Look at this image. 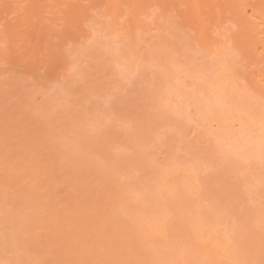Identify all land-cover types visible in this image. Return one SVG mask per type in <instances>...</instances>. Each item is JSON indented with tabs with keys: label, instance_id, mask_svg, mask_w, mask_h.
<instances>
[{
	"label": "rangeland",
	"instance_id": "1",
	"mask_svg": "<svg viewBox=\"0 0 264 264\" xmlns=\"http://www.w3.org/2000/svg\"><path fill=\"white\" fill-rule=\"evenodd\" d=\"M159 14L160 13L158 11L157 12L155 11L152 14L155 16H153V17L151 16L152 18L147 17L148 19L146 18L143 20V26L146 25L143 28L144 29L147 27H150V28H149V30L145 29V30H147L145 33L142 32V30H143L142 29L140 31V33L138 34L139 35L138 37L141 36L138 40V43L141 44V45H139L140 48L138 51L135 50L136 45L134 43L132 44V42H128L127 40H126L127 42H125V40H123V41L120 40V42H119V41L115 40V38L111 35H110L111 37L110 36L107 37L106 35H109L110 33L107 32V34H106V32H105L106 29L103 26L104 24L100 23V26L103 27V29H105V30H102L101 28L98 29V27L96 26L97 22L96 23L92 22L93 20L96 21L95 20L96 18L90 19L91 23L93 25L92 29H94L93 27H96V29L98 30V33H97V30L95 29L96 30L95 33H97L96 34L97 37H99L101 32H103V33L105 32L104 36L101 34L102 37H99V38H101L100 40L103 41L102 44H104V47H100V46H102L101 41L97 42V40H99V38L97 39L95 35H94V37L89 38L90 40L87 39V41H84V38H82L83 40H81V38H80L79 39L80 42L78 41V43L75 42L73 44L72 42H69V44H71V47L69 44H65V45H63V47L60 46L61 48L57 47V50L60 49V50H58V52L60 51L59 54L62 55V56L59 55V57L60 58L65 57V59H66L65 61H67L66 66L69 67V69H71V71L70 70H69V72L67 71L68 74H67V72L60 74L58 72L59 69L53 67L51 70L57 69V72L55 70H53V71L50 70L49 72H51L52 75H51V73L48 72V73H46L47 77L44 74H42V80L46 79V80H44V82L49 81L48 84L46 82V84L48 86V88H46V89H49L48 90L49 93H46L47 92L46 91L45 92L46 95L44 94V97L41 95L42 91H41V93H39L40 91L39 92L38 91L33 92L30 89H27V87H25V85H23L22 87H20V85L17 87L14 86L13 87L14 90L12 89V87L9 88L10 87L9 84L13 83V85H14V82L9 81L11 79L7 78L8 80H6V81L8 82V85L6 84L7 82L4 79H3L4 82H2V80H0V85H1V83L3 84L0 87L5 88L4 89L5 92L4 91L3 92L5 93V96H6V97L3 96L6 99L2 97L3 102L1 100L0 105L7 108V109L6 108L5 109H6V111L8 110V112H9V115H10L9 118H11V116H13V115L15 117L17 114V116H19V118L18 117H16V118H18L21 121V122H19L15 119L13 122H12L13 119L6 120L8 118L5 119L4 117H6L8 112L7 113H6V111L4 112L5 109H2V107H0V110H1L0 111V118L2 121L3 120L7 121L6 124L8 126V129L6 128V133L9 132L8 139L9 140L11 139L10 140L11 142L7 139V141L10 142V145H9V142H7L5 147L7 146L8 149L12 148V150H13L14 148L11 146L12 144L13 145L17 144V143L20 144L21 141L23 140V138H24V140H26L27 137L29 136L27 134L22 135L23 133L30 134V132H35L36 134H34V133H33V135H32V133L30 134V138L31 137L33 138L35 135L34 138L36 141H37V139H41L42 141H44L45 139L48 138L49 142L47 139V140H45V142H44L45 144H44L43 142L41 143V140H38L40 142L37 141V144L35 143V145H37L39 147H36L33 144L34 138H33V140L28 138L29 139L28 143L35 146V147H33L30 145V147L32 149L38 148V149H36V151H38V152H36V154L37 155L39 154L38 156L40 157V159L42 161L45 160L44 158L48 157V158H46L47 161L46 160L45 161L49 163V161H51L54 158L55 164L52 163L53 160L50 163H52L54 168L56 167V164L58 165L57 166L58 168L61 167L60 168L61 171L59 169L60 173L58 174L59 171L57 170V167L55 169H53V166L49 165L50 163L47 164L45 161L44 162L40 161V159H38V156H36V154H35V158L37 157L39 162L35 161L36 159H34L32 157H28V156H30L29 151H23V152L29 153L28 155L25 154L26 155L25 156V155H23L24 153L23 154L21 153L19 155L20 152L19 153L16 152V153H18L16 155L14 152V150L18 151L16 149H14L13 151L11 150L12 152H14L16 159H17V162H19V163H20V161L22 162V163H20V164H23L22 169L26 168V170L28 171V169H29V171L27 172L26 170L23 169L24 171H26V173L22 172V174L23 173L26 174V175L23 174V176H22L23 178L21 177V180H23V181H25V179H26V181L23 183L21 180L17 181V179L19 180L20 177L19 178L15 177L16 178V179L14 178L16 180L15 181L13 179V177H11V176H9V177L3 176L2 177L0 175V177H2V178H0L1 179L0 187H2L3 191L5 192V193L1 192V194L4 193V194H2L3 196H5L6 194H8V195L10 194L9 197H7V198L8 199L13 198V200L12 199L9 200L12 202L11 203L12 205L15 204L16 206H18L19 205L18 203H20V202L22 203L23 201H24V204H26V205H19L20 208H19V206L16 207L15 205L11 206V204H5V202L9 203V201L6 197H5V199H3L4 197H1L3 200L0 198L2 200V201L0 200V202H1V204H0V207H1L0 208V213H1L0 214V234H2V235H0V264H37V262H40L38 264H42V262H43V264H46V263L51 264V262H53L52 264H83V263L86 264V262H88V264H100V263L101 264H148V263L149 264H158V263H160V264L161 263L162 264H172L171 261L172 262L174 261L173 264H180V263H182V264H216V263L217 264H264V184H263L264 183V171H263L264 170L263 169L264 163L261 162V164L259 163L260 165L258 163L257 164L254 163V165H253L252 163H245V162L240 161V160L237 161V159H234V157L233 158L231 157L232 155L229 156L228 154L221 152L216 147L215 139H213V137L209 135L208 129L204 125V122L202 124L201 123L202 121H199V124H197V121L195 119L196 117H195V115H193L194 111L192 112V110H189V109H183L182 108L183 109L182 110V109H178V107L176 108L177 105H182L184 103V101L186 100V98L188 101L189 100L188 97H192V98L194 97L195 98V96L194 95L192 96L193 92H191V93L189 92L188 86H187L188 88L186 87L188 90L184 88L185 91L184 90L179 91L180 97H178L177 94L172 93L171 90H170L171 93H169L168 91H169V89H171L170 87H172V86L169 84L170 80H167V79H171L170 77L168 78V76H170L171 74H170V71L166 75L164 74L165 71L161 72V74H160V72H158V71L162 69L161 68L162 65H164V64L166 65V66L164 65L162 70H165L167 68L170 69L173 65L175 70L179 71L181 74L176 72L173 69L174 73H178V75L183 74L182 77H184V75H186L187 73L192 74L193 71L195 73V72L201 71V69L203 72L205 68H206L205 70H208L211 68L214 69L215 67L218 68L220 66L219 65L220 62H217L218 64L216 63V60H214L215 61L214 62L213 59H211V55L209 53H207L208 51L206 50V48H202V45L200 47V43L196 39V37L193 36L194 35L193 32H191L190 30H184V29H182V27L179 26L180 25V23L178 22L179 20H178L176 15L175 16L173 15L174 13L173 14H171V13L167 14L166 19L164 18L165 15L163 16L162 14H160V16H159ZM160 17H162L163 19H161ZM176 18L178 21H176ZM150 19H153V20H150ZM145 20L148 21V24H147V21L145 23ZM149 20H150V23L152 25L149 23ZM157 21H159V22H157ZM160 21H162L161 22L162 24H160ZM155 22H156V24H154ZM87 23H89V21ZM144 23H145V25H144ZM157 23L160 26H158ZM98 24H99V21H98ZM90 25L91 24L89 23V26ZM156 26L160 27V29H158V27H156ZM151 27L154 29L150 30ZM215 30H216V28H215ZM151 31H153V32H151ZM217 31L218 30H216V32ZM160 33H162V34H160ZM149 35H150V37H149ZM155 35H156V38H155ZM142 36L143 37L145 36V38L142 39L143 38ZM158 36L159 37L161 36V37L159 38ZM112 37H113V40H112L113 42H111V39H110ZM106 39L109 41L107 42ZM104 41L106 43H104ZM83 42H85V43H83ZM93 42H94V44H92ZM115 42L120 43V45H118V46H120L119 48H121V53L119 52L120 50L118 48H116L118 43H115ZM142 42H143V44H142ZM75 44H77V46H75ZM84 44H86V45L83 46ZM90 44H92V45L90 46ZM112 44L114 46H112ZM129 44H131L133 46H131ZM73 45H74V47H72ZM108 45H109V48H108ZM64 46H66L67 49ZM105 46H107V47H105ZM76 47H78V48H76ZM112 47H114V48L112 49ZM72 48H73V50H71ZM115 48H116V50H114ZM149 48H150V50H149ZM69 49H70V51H69ZM76 49H78V50H76ZM136 49H138V48H136ZM228 49H226L229 51L228 54L225 51L226 57L223 55L225 57L224 58L225 60L223 58H222V60L221 59H218V60H220L221 62L224 61L223 64L222 63L221 64L223 66L225 65L226 67H228V66L231 67L232 65L239 63V72H238V73H240V74H238L239 77L236 76V77H232V78H234V80H236V79L239 80V81L237 80L238 83H237V81L234 82V85L236 84L235 86H239L240 88L243 87V91H242V90L238 89L239 87L236 88L234 86L240 92L237 94L235 93V95L233 94V97H232L233 99L231 98L230 101L234 102V104H236L238 106H241L244 103L243 105H246L248 107H249L248 103L250 102V105L253 104V106H250L251 111L255 114L258 113L257 115H260V112H261V102L260 101H261V96H264V92H263L264 88L259 87V90H257L256 86H253L250 83H248V81H246L247 73L245 72L246 70L244 69L245 68L244 62L246 61V59H242L243 57H240V55H239L240 53H238L239 50H237L236 48L230 49L228 47ZM235 49L237 51H234ZM79 50H82V52H80V53H82V56H80V53H78ZM71 51H72V54H71ZM64 52L67 55H65ZM131 52H133V53H131ZM137 52H139L138 54H140V56L137 54ZM68 54L70 56H68ZM76 54H77V56H75ZM116 55H117V59H119V61L116 60ZM136 55L139 56V58L133 57ZM149 55H151V56L148 57ZM72 58H73V60H71V61H74L75 63H73V62L70 63L71 61H69V60ZM78 58L81 60L79 61ZM90 58H91V61L89 60ZM121 58H122V60H121ZM127 58L130 60L129 62H132V61L133 62L129 63ZM144 58L146 61L144 60ZM123 59H124V61H123ZM138 59H140L141 61ZM84 60L86 61V63H89V64L87 65ZM87 60H89V61L87 62ZM242 60H243V62H241ZM76 61H78L80 63V65L84 66V68H86V70L83 67H81L78 63H76ZM116 61H117V64H115ZM142 61H145V63L144 62L142 63ZM82 62L84 64H86L87 66L85 67V65ZM118 62L119 63L122 62V63H120L121 66L119 65ZM138 62H139L140 66L138 65ZM90 63H92V64H90ZM170 63H171V65L168 66V64H170ZM176 63H177V65H176ZM69 64H70V66H69ZM71 64H75L76 66L71 65ZM157 64L161 65V67H158ZM111 65H113V67ZM116 65H118V66H116ZM88 66H90V67H88ZM212 66H215V67H212ZM87 67H88V69H87ZM118 67L119 68L122 67V68L119 69ZM126 67H128L129 69ZM181 67H183L184 69ZM151 68L153 70H151ZM156 68H157V70H154ZM172 68L170 70H172ZM111 69L113 70L114 73L112 72ZM114 69H116L118 71H116ZM119 71H120V74H119ZM210 71H212V70H210ZM93 72H94V74H93ZM213 72H215V71L213 70ZM58 73L60 75H58ZM171 73H172V71H171ZM205 73H206V71H205ZM208 73L209 72H207V74ZM48 75H50V76H48ZM67 75L69 76V78ZM163 75L166 76L167 79L165 77H164L165 80L163 78H161V77H163ZM40 76H41V74H40ZM44 76H45V78H44ZM70 76H72V78ZM49 77H51V78H49ZM209 77H207V78H209ZM212 77H213V75L210 77V79ZM56 78H57V80H56ZM54 80H56V81H54ZM64 80H65V82H64ZM168 81H169V83H168ZM54 82H56V83H54ZM62 82H64V83H62ZM163 82L168 83V84L167 83L165 84L166 89L164 88L165 85ZM188 82L191 83V81H188ZM244 82H245V84H244ZM20 83H24V81L23 82L20 81ZM242 83H243V85H242ZM53 84L55 86L54 88H52ZM4 85L6 87H4ZM7 86H9L8 88L10 91L12 90L15 92V95L17 94L16 93L17 91H19V93H20V91L24 92V94L26 92H28L27 94H25L26 96H24V94H22V95L20 94L21 96L19 94H17L19 96V98L24 97V99L21 98L20 100H17L20 102L19 104H22V105L18 104L20 107L24 106V108L21 107L23 111L16 104L17 101L13 98L15 95H13V97H9V99L13 98L12 100L13 101L15 100L14 102L12 101V103H11V100L8 99L10 102L7 100V97L12 95L11 94L12 91L10 92L8 90ZM250 87H251V89H250ZM3 88L0 89V91H1L0 93H2V94H0V98L3 95V92H2ZM15 88L17 89V91L15 90ZM21 88L24 91H22ZM244 88H245V90H244ZM247 88H249V89H247ZM25 89H26V91H25ZM51 89H52V91H51ZM261 89H263V91ZM6 90H8L11 95L7 96ZM27 90H29V91H27ZM57 90H58V92H57ZM190 90H191V88H190ZM247 90L250 91L251 93H249ZM173 92H175V91H173ZM261 92H262V94H261ZM160 93L162 94L163 98H162ZM155 94H157V95H155ZM170 94L177 95L176 96L177 98H175L174 96H172ZM252 94L254 97L252 96ZM169 95L171 96V98ZM151 96H152V98H151ZM181 96H182V98H181ZM250 96H251V98H250ZM256 96H257V98H256ZM36 97H38V98H36ZM34 98L36 99V102H35ZM157 98L160 101L161 100H164V101H161V102L159 101L160 102L159 103ZM167 98H169V100ZM179 99L182 102H180ZM4 102L5 103L9 102V104L7 103L8 105H6ZM32 102H34V103H32ZM168 102H169V104H168ZM173 102H175V103H173ZM13 103H15L17 105V107L15 106L13 108V106H14ZM164 103H165V105H164ZM2 104H4V105H2ZM31 104H33V105H31ZM36 104H39V105L42 104L43 105V106L41 105L42 108L44 107V105H45V107L47 105L48 106L46 108L44 107L43 108L44 111H43L42 108L39 107L40 108L39 109L38 108L39 105L37 106ZM158 104L160 107H158ZM160 104H162V105H160ZM171 105H173V106H171ZM8 106H10V108ZM34 106H37V108ZM52 106H54V107H52ZM167 106H169V107H167ZM15 108H17V110L20 109V111H22V114L26 112L25 113L26 117L24 116L25 114L22 115V114H20L21 112L18 113ZM52 108H53V111H51ZM161 108H162V110H161ZM252 108H253V110H252ZM24 109H26V110L24 111ZM173 109H175V110H173ZM29 110H31V113L29 112ZM39 110L42 112H39ZM48 110H50V111H48ZM10 112H12V115ZM46 112L48 114L53 113L52 114L53 117L50 114H49L50 116L48 114H45ZM160 112H162V113H160ZM179 112H180V114H181V112H183L182 115L178 114ZM1 113H2V115H1ZM62 114H63V117H62ZM64 114H66V115H64ZM21 115L24 116V118H22ZM2 116H4V117H2ZM42 116L45 118H43ZM47 116L49 117V120H47V118H46ZM7 117H8V115H7ZM20 117L22 120H24V119H26V120H24V122H23L20 119ZM50 117L52 118L51 120H50ZM37 118L39 120L41 118V121H43V122L46 121L48 123H46V122L40 123L41 121H38ZM66 118H67V120H66ZM33 120L35 122H33ZM15 121H17V122H15ZM27 121H29L31 123L33 122L32 125H35V123L38 122L40 125L42 124L43 126H39L37 124L35 126L37 128V130H36V128H32L34 126H30L31 123L29 125L28 124L29 122H27ZM65 123H66V125H65ZM47 124H48V127H45ZM194 124L196 126H194ZM10 126L14 131L16 129V132L20 133V135L17 134L16 132L15 133L17 135H15L14 132L12 134H10L13 131V130H10L11 129ZM12 126H14L15 129ZM37 126L42 127V128L39 129ZM194 127H196L197 129H195ZM19 128H21V129L24 128V131H27V130L28 131L27 132H24V131L21 132V129H19ZM57 128L60 129V130L58 129V132L56 130ZM17 129H19V131H17ZM46 129H48V130H46ZM51 129L54 133L55 132L56 133L54 134L53 132H51ZM91 129H93V130H91ZM95 129H96V131H95ZM60 131H61V133H60ZM68 132H69V134H68ZM42 133L47 138L45 136H44L45 137L44 138ZM78 133H80V135ZM13 134H14V137L12 138L11 136ZM91 134H94L95 136L91 135ZM39 135H41L40 138H38ZM50 135H51V137H50ZM53 135H55V136H53ZM59 135H60V137H59ZM71 135H72V137H70ZM17 136L19 138L20 137H22V138L18 139ZM73 136H75V139ZM16 138L20 142H18V140ZM65 138L66 139L68 138L69 140H66ZM12 139L15 140V142H13ZM58 139H59V141H58ZM76 139H78V140L76 141ZM30 140L32 143L30 142ZM65 140L67 141L66 143L64 142ZM68 141L69 142L73 141L72 146L70 144L71 142L68 143ZM24 142L21 144H23V146L28 145L27 147H29V144H24ZM114 142H116V143H114ZM25 143H27V142H25ZM54 143H55V145H53ZM59 143H61V144H59ZM38 144H41V145H38ZM56 145H58L59 147L58 146L57 147H51V146H56ZM117 145H119V146L117 147ZM20 146H22V145H20ZM64 146H65V148H64ZM5 147H4V151L5 150L7 151L8 149ZM16 147H19V145L18 146L15 145V148ZM22 147L18 148L19 151H20V149H22ZM30 147H29V149L31 151ZM1 148H2V146H1ZM46 148L48 149V151H50V150L53 151V152H51L53 157L49 156V154H51V153L45 151V150H47ZM56 148L59 149V150L57 149L59 151L58 154H56L58 152L55 150ZM24 149L27 150L26 147ZM53 149L55 150L56 153H54ZM85 149H86V152H85ZM115 149H116V151H115ZM40 150L45 151L46 154H45V152H41ZM62 150H64V151H62ZM69 150H71V151H69ZM4 151L2 153H4ZM9 152H10V150H8L6 152V154L5 153L4 154L7 155V153H8V155H9ZM34 153H35V151L33 153L31 152V155L33 156ZM115 153H117L119 156L116 155ZM14 154L12 157H15ZM54 154H55V157H54ZM146 154H147V156H146ZM10 155H11V152H10ZM46 155H48V156H46ZM23 156H25V158ZM60 156H62L61 159H60ZM93 156H95V157H93ZM228 156L230 159L228 158ZM22 157L25 160L22 159ZM57 157L59 159H57ZM20 158H21V160H20ZM27 158H29V159H27ZM55 158L57 159V161ZM62 158H63L64 163H62V161L59 162L60 160H62ZM13 159H15V158H13ZM26 159L29 161L26 162ZM32 159H34V160H32ZM30 161L33 162L34 164L36 162V164H39V165L41 164V162H42V164L43 163L47 164V170L49 168L50 169L52 168L53 170L51 169V171L56 172L55 174L53 172H51L52 173L51 175H53L54 178H50L47 175V173L50 175L49 170H48V172H47V170H43L46 168V165H45V167L44 166L42 167V170L44 171V173H46V174H44L42 170H41L42 172L39 171V168L41 167L42 164L40 165V167L38 165H36L37 170H36V168L34 170V168H33L34 164H32V163L28 164V163H30ZM23 162L25 164L26 163L28 164L27 167H25L26 165H24ZM56 162H58V163H56ZM95 162H97V163L95 164ZM31 165H33V167H31ZM64 165L65 166L67 165V166L65 167ZM95 165H97V166H95ZM48 166H51V167H48ZM87 166H88V168H87ZM261 167H263V168L261 169ZM30 169L33 172V174H32L33 177H34V174L38 173L39 176H38L37 180H35L36 178L32 177ZM36 171H38V172H36ZM76 171H77V173H76ZM71 172L75 173V174H71ZM178 172H179V174H178ZM27 173H28V175H27ZM41 173H43L44 175H41ZM64 173H65L66 177L64 176ZM24 175L27 176L28 178L31 176L30 178L34 179L33 180L34 184L37 181L36 184H38V185H39V183H42L41 179L44 178V180L42 179L43 183L40 184V188L42 185L41 191H40V189L38 190L39 186H36L37 188L36 187L34 188V186L36 184L35 185L31 184L30 186L33 185V187L29 188V190L32 193V196H31L30 191L26 190L28 185H25L28 183L27 181H29V180ZM45 175H46V177H45ZM57 175H61L62 177L60 176V178L58 179L59 176H57ZM127 175L129 177H127ZM41 176H43V177H41ZM72 176H73V178L71 179ZM35 177H37V175H35ZM68 177H70V178H68ZM45 178L47 180H45ZM55 178H57V179L54 181V185H53L51 182H52V179L54 180ZM92 178H94V179H92ZM2 179H3V181H2ZM10 179H11V181H10ZM32 179H30V181H32ZM60 179H61V181H60ZM68 179H71V180L69 181ZM75 179L77 182L75 181ZM149 179H151V180H149ZM261 179H263V180H261ZM259 180H261V181H259ZM46 181H48L47 184L49 183V185L50 184L51 185L49 186V185L45 184ZM154 181H156V182H154ZM15 182H21V184L15 183ZM64 182H66V183L64 184ZM74 182H76L77 184ZM29 183H32V182H29ZM56 183H57V185H55ZM3 184L6 185L7 188H5V186ZM16 184H18V186ZM71 184L72 185L74 184V185L72 186ZM128 184L130 187L128 186ZM11 185H13V186H11ZM82 185H83V187H82ZM8 186H11L12 188L9 187L10 188L9 189ZM63 186H65L67 188H64ZM53 187H54V189H53ZM43 188H46V190H44ZM22 189H24V191ZM42 190H44L45 193H42L43 192ZM62 190H64V191L66 190V191L62 192ZM14 191L16 192V194ZM25 191L27 193H29V195H26L27 193ZM77 191H78V194H77ZM159 191H160V193L162 192V194H159L160 198L158 196ZM10 192L12 194L16 195L17 197L14 198ZM20 192L22 195L20 194ZM23 192L26 193L25 197H24L26 200L25 199L23 200ZM36 192L37 193L40 192L41 195L36 194ZM17 193L20 194L21 196L18 195ZM74 193H76V194H74ZM172 193H173V195H172ZM46 194L49 196L48 201H47V195ZM66 194H67V196H66ZM2 195H0V196H2ZM36 195H37V197H36ZM43 195H45V196H43ZM78 195H79V198H78ZM138 195H140V196H138ZM69 196L72 197V200H70ZM32 197L34 199H32ZM144 197H145V200H144ZM156 197H158V199ZM27 199H32L34 201L32 202L31 200H29V202H28ZM39 199L43 200L44 202L39 200ZM74 199L77 201H74ZM45 200L47 201L45 204L46 207H44V205H43L45 203ZM25 201H26V203H25ZM50 201L52 203L53 202L54 203L50 204L51 203ZM16 202H17V204H16ZM30 202H32V203L30 204ZM59 202L62 205H60ZM73 202L76 203L75 204L76 206L74 204L71 205ZM132 202H134V203H132ZM146 202H148V203H146ZM3 203L5 205H7V207L9 205L11 207H15V209H14L15 212L13 213V210H11L10 206L8 207L9 210L8 209L5 210L6 206L4 205L5 206V208H4ZM37 203H39V204H37ZM27 204H30V208L26 207ZM47 204L49 206H47ZM147 204H148V206H147ZM31 205H32V207H34V211L32 210L33 208H31ZM38 205H39V207H38ZM55 205H56V207H55ZM80 206H81V208H80ZM149 206H150V208H149ZM21 207H23V208L26 207L23 210V212H21L23 209ZM53 207L58 208V209H56L57 211L55 209H53ZM62 207L63 208L65 207V209L67 211L71 210L70 214H69V212H67ZM46 208H48V209H46ZM28 209H31V210L29 211ZM45 209L47 210V212ZM51 209H52L53 213H52V211H50ZM134 209H135V211H134ZM2 210H4V212H6V214L8 212V214H7L8 216L3 214L4 212ZM75 210H77V211H75ZM126 210H128V211H126ZM10 211H12V212H10ZM17 211L21 212V213H19L20 217L18 216L19 214ZM25 211H27L28 213L26 214ZM38 211H41L42 213H40V212L38 213ZM29 212H31L29 217L25 216V215H21L23 213L28 215ZM32 212H33V215H32ZM74 212H75V214H74ZM81 212L83 215L81 214ZM15 213H17V214H15ZM34 213H36V214H34ZM37 213H38L39 217H37ZM47 213H49V214H47ZM57 213H59V214L57 215ZM62 213H64V215L68 214L67 217H69V218L66 219V217ZM60 215L64 216L63 219L64 218L66 219V220L64 219V221H63L64 227L66 224H68L67 228H69V226H70V229H67L66 227L65 228L62 227V228H64V230H61L62 228L60 225L62 223L61 220H63V219L61 218ZM40 216L42 217V219ZM48 216L50 217V219ZM53 216L58 217L55 219L56 222L55 223L53 222L54 225L58 224V221H61V223L59 222V225H56L57 229L55 230L56 231L55 233H54V230L52 231V227L55 228V226H53V223H52L53 219L55 218ZM72 216H74V217H72ZM21 217H23V218H21ZM24 217H26L25 218L26 221L29 219L28 223H30L32 221V219L34 222L35 217H36L37 220H35V222L38 225H36L35 222L34 223L31 222L32 224L28 225V223L26 221H23ZM27 217H28V219H27ZM51 218H52V221H51ZM59 218H60V220H59ZM134 218L138 219V220H134ZM20 219H22V220L20 221ZM38 219H40L41 222ZM68 219H69L68 223L67 222L65 223V221H67ZM82 219H83V221H81ZM139 220H140L141 224L138 222ZM22 221L25 222V224L27 223L26 226L24 225V223ZM45 221H46V223H45ZM48 221L49 222L51 221V224L50 223L47 224ZM149 221H151V222H149ZM21 222L23 223V226H22ZM42 222L45 223L47 226L46 225L44 226V224ZM88 222H89V224H88ZM256 222H258V223H256ZM96 223H98V224H96ZM99 223H100V225H99ZM149 224H151V227L149 226ZM215 224H217V225H215ZM15 225H18V226H15ZM32 225H35L34 227L37 230H35V228L31 229L33 227ZM41 225L44 226L46 230L47 229L48 230L45 231L44 227H41ZM48 225H50L49 228H48ZM92 225H94V226H92ZM206 225H207V227L209 225V227L207 228ZM27 226H28V228H27ZM62 226H63V224H62ZM98 226H100V228ZM115 226H117V227H115ZM147 226H149L150 228ZM187 226H189V227H187ZM201 226H202V228H201ZM138 227H140L139 229H141L140 230L141 232L139 231ZM153 227H155L156 230ZM204 227L206 230L204 229ZM212 227L213 228L217 227V228H219V229L221 228V229L219 231V229L215 228V231H214ZM225 227H227V228L224 229ZM24 229H26V230H24ZM30 229L33 232L30 231ZM49 229L55 235L52 234L49 236V234L52 233L51 231H49ZM59 229H60V231H59ZM38 230H40V231L38 232ZM209 230H210L211 235L209 233ZM211 230L213 232L217 231L216 232L217 234L211 232ZM20 231H21V234H19ZM95 231H97V233ZM119 231H120V234H119ZM218 231H219V234H218ZM46 232H47V234H46ZM57 232H60V234ZM3 233L5 234L4 235L5 237L3 236ZM32 233H35V234H32ZM205 233H207V235ZM16 234L17 235L19 234L18 236L22 237L23 242L21 240V237H16L17 236ZM199 234H200V237H199ZM137 235L139 237H137ZM212 235H214V236H212ZM28 236H29V238H28ZM32 236H34V239H32L33 238ZM114 236H115V238H114ZM152 236H153V238H152ZM1 237H2V239H1ZM148 237H150V238H148ZM16 239H18L20 242ZM55 239H57L58 241H56ZM212 239L215 240L216 243L213 244V242H215V241H213ZM29 240H30V242L31 241L32 242L30 243ZM104 240H106V241H104ZM73 241H75V242H73ZM87 241H89V242H87ZM90 241H92V242H90ZM34 243L35 244L37 243L38 245L37 244L34 245ZM92 243H93V245H92ZM219 243L221 244V246H218ZM65 244H66V246H65ZM150 244H153L156 247L157 251H154L155 247L153 245H150ZM51 245H53V246H51ZM62 246H64V248H66V249H62ZM126 246L128 248L129 247L130 248L128 249ZM145 246H147V247H145ZM78 247H80L81 249ZM217 247H220L221 249L219 250ZM37 249H39V250H37ZM67 249H68V251H67ZM223 249H224V251L226 250L225 251L226 253L224 251L222 252ZM62 250L63 251L66 250V251L64 253H60V252H62ZM125 250H126V252H125ZM213 250L215 251V253ZM20 251H21V253H19ZM25 251L29 252L28 257H27V253ZM106 251H107V253H106ZM24 252L26 254V257L24 256L25 258L23 257ZM50 253H51V255H49ZM59 253L63 256H61V255L59 256ZM161 253H163V254H161ZM189 253H190V255H189ZM216 253L217 254L220 253V254L216 255ZM30 254L32 255V259H30L31 258ZM82 254H83V256H81ZM166 254H167V256H166ZM209 254H211V255H209ZM36 255H37L38 259L36 258ZM70 255H72V257ZM215 255L217 257H215ZM57 256H59V257H57ZM221 256L224 258L222 259ZM33 257L35 259H33ZM181 257H182V259H181ZM72 258H74V259H72ZM26 259H27V261H26ZM93 259H94V261H93ZM96 259H98V260H96ZM32 260H34V261H32ZM127 260H128V262H127ZM145 261H147V263ZM220 262H222V263H220Z\"/></svg>",
	"mask_w": 264,
	"mask_h": 264
},
{
	"label": "bare ground",
	"instance_id": "2",
	"mask_svg": "<svg viewBox=\"0 0 264 264\" xmlns=\"http://www.w3.org/2000/svg\"><path fill=\"white\" fill-rule=\"evenodd\" d=\"M159 12L160 14H162L163 16L165 15V19H166V15L167 14H169V13H171V14H173L174 16L176 15L177 16V18H178V20H177V18H176V21H178L179 23H180V27H182V29H184V30H190L191 32H193L194 33V37H196V39L199 41V43H200V47H201V45H202V48H206V50L208 51L207 53H209L210 55H211V59H213V61L214 60H216V63L217 62H220L219 63V67L218 68H216L215 66L218 64H216L215 66H212V67H215L214 69L213 68H211V69H208V70H205L204 69V71L202 72V69H201V71H199V72H195L194 73V71L192 72V74L191 73H187L186 75H184V77H182V75H180L181 73L179 72V71H177V70H175V68L173 67V65H172V70H170V69H165V70H162L163 69V67H164V65H162V67H161V65H159V64H157L158 65V67H161L162 69V71L161 70H159L158 72H160V74H161V72H164V74L166 75L169 71H170V74L172 75H170V76H168V78L170 77L171 79H167L166 78V76H164L163 75V77H161V78H163L164 79V77L167 79V80H170V83H169V81H168V83L172 86V87H170L171 89H169L168 87V89H169V93H175V94H177L178 95V97H180L179 96V94H180V90H184V88L185 89H187L188 87H189V92L191 93V92H193V94H192V96L194 95L195 96V98L193 97H188V101H187V98H186V102L184 101V103L182 104V105H177L176 106V108L178 107V109H189V110H192V112L194 113L193 115H195V119H196V121H202L201 123L203 124V122H204V119H205V117L207 118V120H208V122L210 123V125H211V127H213V128H223V129H225L226 131H227V133L230 135V137L231 138H233V139H235L236 141H237V143H238V146H239V150L237 151V152H235V153H227L229 156H231L232 158L234 157V159H237V161L238 160H240V161H243V162H245V163H252L253 165H254V163H260L261 164V162H263L264 163V156H262V150H261V138H260V128H259V123H260V115H257L258 113H253L252 111H251V107L250 106H253V104H251L250 105V102L248 103L249 104V107L248 106H246V105H241V106H238V105H236V104H234V102H232V101H230V99L233 97V94L235 95V93L237 94V93H239L240 91L239 90H242L243 91V87H239V86H235L234 85V82L235 81H237L238 79H236V80H234V78H232L231 76H229L228 74H227V72L225 71V68H226V66L224 65H222L223 64V62L224 61H220V60H218V59H221L222 60V58L224 59L225 57H226V53L228 54V47L231 49H234V48H236L237 50H239V52L238 53H240L239 55H240V57H243L242 59H246V63L244 62V65H245V72L247 73V78H246V81H248V83H250L251 85H253V86H256L257 87V90H259V87L260 88H264V0H0V80H2V82H4V80L6 81V80H8V79H11V80H9V81H11V82H14V85H13V83H11V84H9V86H7V88L9 87V88H11L12 87V89H13V87L15 86V87H17V86H19L20 85V87H22L23 85H25V87H27V89H30L31 91H40L39 93H41V91H42V96L44 97V94L46 95V93H49V89H46V88H48V86H47V84H48V82H47V84H46V82H44V80H46V79H44V80H42V74H44L45 76H46V73H48L53 67L54 68H58L59 70H58V72L61 74V73H66L67 71L69 72V70L71 71V69H69V67H67L66 66V62L67 61H65L66 59H65V57H63V58H60L59 57V52H58V50H60V49H58L57 50V47L58 48H61L60 46H62L63 47V45H65V44H69V42H72L73 44L76 42V43H78V41H79V39L81 38V40H83L82 38H84V41H87V39L88 40H90L89 38H92V37H94V35L96 36V38L98 39L99 37H102V35L104 36V33L106 32V34H107V32L108 33H110L109 35H106L107 37L108 36H113L114 38H115V40H117V41H119L120 42V40L121 41H123V40H125V42H132V44L134 43L135 45H136V47H135V50H139V45H141L140 43H138V40H139V38L141 37H138L139 35V33H140V31L142 30V32H146L147 30H145V29H148L149 30V28L150 27H147V28H143V27H145L146 25H145V23H146V21L147 20H145V23H144V25L145 26H143V20L144 19H146L147 17L148 18H152L153 16H155V15H152L153 14V12ZM155 14V13H154ZM160 14H159V16H160ZM161 15V16H162ZM152 16V17H151ZM169 16V15H168ZM170 17V16H169ZM94 18H96L95 20L96 21H92V22H97V27H98V29L99 28H101L102 30H105V32L103 33V32H101V36L99 35V37H97V33H98V30L96 29V27H93L94 29H92V23H91V20L90 19H94ZM147 18V19H148ZM161 19H163L162 17H160ZM159 18V19H160ZM98 19V20H97ZM154 19V18H153ZM153 19H150V20H153ZM158 19V20H159ZM150 20H149V23H150ZM89 21V23L91 24L90 26H89V23H87ZM98 21H99V24H98ZM103 22V23H102ZM152 22V21H151ZM157 22H159V21H157ZM162 21H160V24H162L161 23ZM100 23L101 24H104L103 26L105 27V29H103V27H101L100 26ZM153 23V22H152ZM177 23V22H176ZM178 23V24H179ZM94 24V23H93ZM147 24H148V21H147ZM151 24V23H150ZM154 24H156V22L154 23ZM152 25V24H151ZM157 25H158V23H157ZM95 26V25H94ZM100 26V27H99ZM148 26V25H147ZM158 26H160V25H158ZM158 26H156V27H158ZM178 26V27H179ZM215 28H216V30H218L217 32H216V30H215ZM97 30V33H95L96 32V30ZM152 29H154V28H152L151 27V29L150 30H152ZM157 29V28H156ZM158 29H160V27H158ZM162 29V28H161ZM145 30V31H144ZM94 31V32H93ZM157 31V30H156ZM141 32V33H142ZM151 32H153V31H151ZM95 33V34H94ZM157 33V32H156ZM155 33V34H156ZM159 33V32H158ZM186 33V32H185ZM147 34V33H146ZM151 34V33H150ZM160 34H162V33H160ZM159 34V35H160ZM142 35V34H141ZM148 35V34H147ZM157 35V34H156ZM156 35H155V38H156ZM192 35V34H191ZM110 36V37H111ZM154 36V35H153ZM106 37V38H107ZM113 37L112 38H110L111 39V42H113L112 40H113ZM143 37V36H142ZM149 37H150V35H149ZM159 37V36H158ZM161 37V36H160ZM159 37V38H160ZM95 38V39H96ZM145 38V36L142 38V39H144ZM190 38V37H189ZM86 39V40H85ZM101 38H99V40H97V42L99 41H101V45L102 46H100V47H104V44H102L103 43V41L102 40H100ZM104 39V38H103ZM158 39V38H157ZM94 40V39H93ZM107 40V39H106ZM127 40V41H126ZM95 41V40H94ZM109 40H107V42H108ZM141 41V40H140ZM80 42V41H79ZM82 42V41H81ZM96 42V41H95ZM96 42V43H97ZM124 42V43H125ZM144 42V41H143ZM143 42H142V44H143ZM146 42V41H145ZM83 43H85V42H83ZM82 43V44H83ZM89 43V42H88ZM91 43V42H90ZM104 43H106L105 41H104ZM110 43V42H109ZM108 43V44H109ZM115 43H118V42H115ZM122 43V42H121ZM159 43V42H158ZM196 43V42H195ZM92 44H94V42L92 43ZM92 44H90V46L92 45ZM114 44V43H113ZM112 44V46H114ZM70 45V47H71V44H69ZM68 45V46H69ZM86 44H84L83 46H85ZM107 45V44H106ZM118 45H120V43H118L117 44V47L116 48H118L120 51V53H121V48H119L120 46H118ZM122 45V44H121ZM126 45V44H125ZM129 45H131V44H129ZM75 46H77V44H75ZM131 46H133V45H131ZM143 46V45H142ZM145 46V45H144ZM150 46V45H149ZM204 46V47H203ZM64 47H66V46H64ZM72 47H74V45L72 46ZM98 47V46H97ZM105 47H107V46H105ZM122 47V46H121ZM129 47V46H128ZM76 48H78V47H76ZM108 48H109V45H108ZM114 47H112V49H113ZM116 48L114 49V50H116ZM136 48H138V49H136ZM201 48V49H202ZM65 49V48H64ZM66 49H67V47H66ZM65 49V50H66ZM82 49V48H81ZM117 49V50H118ZM127 49V48H126ZM226 49H228V50H226ZM234 50V51H237V50ZM71 50H73V48L71 49ZM76 50H78V49H76ZM111 50V49H110ZM131 50V49H130ZM147 50V49H146ZM149 50H150V48H149ZM148 50V51H149ZM205 50V51H206ZM63 51V50H62ZM68 51V50H67ZM69 51H70V49H69ZM68 51V52H69ZM75 51V50H74ZM86 51V50H85ZM144 51V50H143ZM142 51V52H143ZM225 51H226V53H225ZM80 52H82V50H79V52L78 53H80ZM116 52V51H115ZM118 52V51H117ZM129 52V51H128ZM141 52V53H142ZM62 53V52H61ZM75 53V52H74ZM84 53V52H83ZM119 53V54H120ZM131 53H133V52H131ZM139 52H137V54H138ZM237 53V52H236ZM242 53V54H241ZM64 54H65V52H64ZM63 54V55H64ZM70 54V53H69ZM68 54V56H70L71 54H72V51H71V54L69 55ZM148 54V53H147ZM208 54V55H209ZM65 55H67V54H65ZM64 55V56H65ZM139 56H140V54H138ZM225 57H224V56ZM243 55V56H242ZM60 56H62V55H60ZM73 56V55H72ZM71 56V57H72ZM75 56H77V54L75 55ZM80 56H82V53H80ZM121 56V55H120ZM139 56H133L134 58L135 57H138L139 58ZM143 56V55H142ZM151 55H149L148 57H150ZM228 56V55H227ZM67 57V56H66ZM119 57V56H118ZM144 57V56H143ZM147 57V58H148ZM70 58V57H69ZM74 58V57H73ZM73 58L72 59H70L69 61H71V60H73ZM154 58V57H153ZM68 59V58H67ZM79 59V58H78ZM128 59V58H127ZM126 59V60H127ZM141 59V58H140ZM140 59H138V60H140ZM234 59V58H233ZM75 60V59H74ZM81 59H79V61H80ZM86 60V59H85ZM84 60V61H85ZM90 61H91V58L89 59ZM89 60H87V62L89 61ZM116 60L117 61H119V59H117V55H116ZM121 60H122V58H121ZM134 60V59H133ZM144 60H145V58H144ZM155 60V59H154ZM225 60V59H224ZM68 61V62H69ZM83 61V62H84ZM117 61H116V63L115 64H117ZM123 61H124V59H123ZM130 60L128 59V62H129ZM136 61V60H135ZM141 61V60H140ZM146 61V60H145ZM145 61H142V63L144 62L145 63ZM149 61V60H148ZM238 61V60H237ZM75 63L74 61H71L70 63ZM82 62V63H83ZM127 62V61H126ZM133 62V61H132ZM132 62H129V63H132ZM150 62V61H149ZM153 62V61H152ZM156 62V61H155ZM215 62V61H214ZM213 62V63H214ZM241 62H243V60L241 61ZM76 63H78L79 65H80V63L78 62V61H76ZM81 63V64H82ZM85 63H86V61H85ZM119 63V62H118ZM120 63H122V62H120ZM120 63H119V65H120ZM173 63V62H172ZM222 63V64H221ZM238 63V62H237ZM84 64V63H83ZM87 65L89 64V63H86ZM86 64H84L85 65V67L87 66ZM90 64H92V63H90ZM147 64V63H146ZM145 64V65H146ZM156 64V63H155ZM163 64V63H162ZM167 64V63H166ZM175 64V63H174ZM225 64V63H224ZM241 64V63H240ZM71 65H74V66H76L75 64H71ZM126 65V64H125ZM138 65H139V62H138ZM148 65V64H147ZM153 65V64H152ZM171 65V63L170 64H168V66H170ZM176 65H177V63H176ZM232 65V64H231ZM238 65H239V63H238ZM69 66H70V64H69ZM81 67H83L84 68V66H82V65H80ZM91 66V65H90ZM90 66H88V67H90ZM112 67H113V65H111ZM116 66H118V65H116ZM121 66V65H120ZM124 66V65H123ZM131 66V65H130ZM140 66V65H139ZM149 66V65H148ZM154 66V65H153ZM152 66V67H153ZM156 66V65H155ZM166 66V65H165ZM233 66V65H232ZM80 67V68H81ZM88 67H87V69H88ZM138 67V66H137ZM157 67V68H158ZM177 67V66H176ZM222 67V68H221ZM229 67V66H228ZM76 68V67H75ZM74 68V69H75ZM78 68V67H77ZM79 68V69H80ZM119 68V67H118ZM120 68H122V67H120ZM119 68V69H120ZM124 68V67H123ZM126 68H128V67H126ZM134 68V67H133ZM155 68V67H154ZM157 68L156 69H154V70H157ZM180 68V67H179ZM181 68H183V67H181ZM85 70H86V68H84ZM117 69V68H116ZM116 69H114V70H116ZM125 69V68H124ZM129 69V68H128ZM160 69V68H159ZM173 69L176 71V72H178V73H180L179 75H178V73H174V71H173ZM184 69V68H183ZM243 69V70H244ZM53 70H55L56 72H57V69H53ZM53 70H51V71H53ZM83 70V69H82ZM112 70V69H111ZM151 70H153L152 68H151ZM210 70H212V71H210ZM213 70L215 71V72H213ZM54 71V72H55ZM75 71V70H74ZM116 71H118V70H116ZM124 71V70H123ZM135 71V70H134ZM171 71H172V73H171ZM192 71V70H191ZM198 71V70H197ZM205 71H206V73H205ZM242 71V70H241ZM55 72V73H56ZM68 72H67V74H68ZM112 72H113V70H112ZM188 72V71H187ZM202 72V73H201ZM207 72H209L208 74H207ZM211 72V73H210ZM49 73H51V72H49ZM58 73V75H60ZM72 73V72H71ZM88 73V72H87ZM91 73V72H90ZM96 73V72H95ZM114 73V72H113ZM112 73V74H113ZM116 73V72H115ZM125 73V72H124ZM214 73V74H213ZM244 73V72H243ZM40 74H41V76H40ZM93 74H94V72H93ZM118 74V73H117ZM119 74H120V71H119ZM127 74V73H126ZM238 74H240V73H238ZM5 75V76H4ZM51 75H52V73H51ZM56 75V74H55ZM169 75V74H168ZM213 75V77L210 79V77ZM245 75V74H244ZM45 76H44V78H45ZM48 76H50V75H48ZM62 76V75H61ZM64 76V75H63ZM68 76V75H67ZM128 76V75H127ZM210 76V77H209ZM47 77V76H46ZM71 78H72V76H70ZM207 77H209V78H207ZM239 77V76H238ZM8 78V79H7ZM49 78H51V77H49ZM58 78V77H57ZM57 78H56V80H57ZM68 78H69V76H68ZM125 78V77H124ZM128 78V77H127ZM243 78V77H242ZM4 79V80H3ZM64 79V78H63ZM56 80H54V81H56ZM165 80V79H164ZM163 80V81H164ZM243 80V79H242ZM19 81V82H18ZM20 81H24V83H20ZM51 81V80H50ZM60 81V80H59ZM58 81V82H59ZM188 81H191V83L190 82H188ZM239 81V80H238ZM238 81H237V83H238ZM7 82V81H6ZM57 82V83H58ZM64 82H65V80H64ZM64 82H62V83H64ZM69 82V81H68ZM53 83V82H52ZM54 83H56V82H54ZM61 83V82H60ZM164 83V82H163ZM167 82H165L164 83V85L166 84ZM167 83V84H168ZM5 84V83H4ZM7 85H8V82L6 83ZM5 84V85H6ZM16 84V85H15ZM22 84V85H21ZM51 84V83H50ZM244 84H245V82H244ZM1 85H3L2 83H1ZM0 85V86H1ZM4 85V87H6ZM13 85V86H12ZM163 85V86H164ZM242 85H243V83H242ZM188 86V87H187ZM237 88V87H239L238 89H236L235 87ZM250 86V85H249ZM252 86V87H253ZM55 86H54V84H53V87L52 88H54ZM166 87V85L164 86V88ZM187 87V88H186ZM247 87V86H246ZM3 87H0V89H2ZM9 88H8V90H9ZM162 88V87H161ZM190 88H191V90H190ZM4 89L5 88H3V90H2V92L4 91ZM19 89V88H18ZM59 89V88H58ZM166 89V88H165ZM167 89V90H168ZM247 89H249V88H247ZM250 89H251V87H250ZM8 90H6L7 91V93H6V95L8 96V95H11V96H8L7 97V100L9 99V97H13V95H15V92L14 91H12V93L10 94L9 93V91ZM14 90V89H13ZM15 90L17 91V89L15 88ZM21 90H22V88H21ZM170 90H171V92H170ZM188 90V89H187ZM238 90V91H237ZM244 90H245V88H244ZM254 90V89H253ZM262 91H263V89H261ZM10 91V92H11ZM22 91H24V90H22ZM25 91H26V89H25ZM27 91H29V90H27ZM47 91V92H46ZM51 91H52V89H51ZM162 91V90H161ZM173 91H175V92H173ZM185 91V90H184ZM248 91V90H247ZM1 92V91H0ZM5 92V91H4ZM3 92V95L1 96V98H0V101L3 99V98H5L6 96H5V93ZM46 92V93H45ZM57 92H58V90H57ZM249 93H251L250 91H248ZM264 92V91H263ZM17 94H24V92H21L20 91V93H19V91H17L16 92ZM28 92H26L25 94H27ZM61 93V92H60ZM167 93V92H166ZM243 93V92H242ZM0 94H2V93H0ZM16 94V95H17ZM24 94V96H26ZM36 94V93H35ZM38 94V93H37ZM161 94V93H160ZM168 94V93H167ZM175 94H170V95H172V96H174L175 98H177L176 96L177 95H175ZM188 94V93H187ZM220 94H223L224 95V97H225V99L227 100V103H228V105L230 106L228 109H226V110H224V111H216L215 113H213L212 115H210V116H206V113H207V107H208V102H209V100H212V99H215V97L217 96V95H220ZM261 94H262V92H261ZM14 96L13 98L17 101V100H20L21 98L22 99H24V97H20L19 98V96L17 97V96ZM20 95V96H21ZM39 95V94H38ZM49 95V94H48ZM47 95V96H48ZM155 95H157V94H155ZM169 95V96H170ZM184 95V94H183ZM182 95V96H183ZM241 95V94H240ZM3 96H5V97H3ZM161 96H162V94H161ZM182 96H181V98H182ZM239 96V95H238ZM249 96V95H248ZM252 96H253V94H252ZM3 97V98H2ZM41 97V96H40ZM46 97V96H45ZM168 97V96H167ZM254 97V96H253ZM13 98H10L9 100H11V103H12V99ZM36 98H38V97H36ZM42 98V97H41ZM48 98V97H47ZM151 98H152V96H151ZM159 98V97H158ZM158 98H157V100H158ZM162 98H163V96H162ZM170 98H171V96H170ZM180 98V99H181ZM250 98H251V96H250ZM256 98H257V96H256ZM6 99V98H5ZM4 99V100H5ZM35 99V98H34ZM33 99V100H34ZM168 100H169V98H167ZM179 99V100H180ZM233 99V98H232ZM8 100V101H9ZM14 100V101H15ZM32 100V101H33ZM42 100V99H41ZM151 100V99H150ZM173 100V99H172ZM182 100V99H181ZM180 100V102H182ZM184 100V99H183ZM192 100V101H191ZM6 101V100H5ZM13 101V102H14ZM160 100H158V102H159ZM161 101H164V100H161ZM160 101V102H161ZM178 101V100H177ZM251 101V100H250ZM2 102H3V100H2ZM10 102V101H9ZM9 102H7L8 104H9ZM35 102H36V99H35ZM150 102V101H149ZM154 102V101H153ZM159 102V103H160ZM166 102V101H165ZM236 102V101H235ZM244 102V101H243ZM254 102V101H253ZM5 103V102H4ZM7 103H5L6 105H8ZM20 102L19 101H17V105L19 104ZM22 103V102H21ZM32 103H34V102H32ZM41 103V102H40ZM173 103H175V102H173ZM172 103V104H173ZM237 103V102H236ZM242 103V102H241ZM246 103V102H245ZM15 103H13V108L16 106L17 107V105H16ZM45 104V103H44ZM47 104V103H46ZM157 104V103H156ZM168 104H169V102H168ZM167 104V105H168ZM180 104V103H179ZM239 104V103H238ZM247 104V105H248ZM2 105H4V104H2ZM19 105H22V104H19ZM18 105V107H20ZM31 105H33V104H31ZM37 106L39 105V104H36ZM42 104H40L39 106H38V108L39 107H41L42 108V106H41ZM53 105V104H52ZM154 105V104H153ZM160 105H162V104H160ZM164 105H165V103H164ZM30 106V105H29ZM37 106H34V107H36L37 108ZM48 106V105H47ZM46 106V107H47ZM171 106H173V105H171ZM0 107H2V109H5L6 107H3V106H1L0 105ZM9 108H10V106H8ZM22 108H24V106H21ZM20 107V108H21ZM32 107V106H31ZM44 107H45V105H44ZM43 107V108H44ZM45 107V108H46ZM52 107H54V106H52ZM158 107H160L159 106V104H158ZM167 107H169V106H167ZM22 108H21V110H22ZM33 108V107H32ZM43 108H42V110H43ZM50 108V107H49ZM175 108V107H174ZM7 109V108H6ZM6 109L4 110V112L6 111ZM16 110H17V108H15ZM30 109V108H29ZM40 109V108H39ZM172 109V108H171ZM182 109V110H183ZM255 109V108H254ZM19 110V111H18ZM17 110V112L19 113V112H21L20 114H22V111H20V109H18ZM26 109H24V111H25ZM55 110V109H54ZM161 110H162V108H161ZM173 110H175V109H173ZM252 110H253V108H252ZM1 111V110H0ZM13 111V110H12ZM34 111V110H33ZM44 111V110H43ZM48 111H50V110H48ZM47 111V112H48ZM51 111H53V108H52V110ZM158 111V110H157ZM180 111V110H179ZM188 111V110H187ZM3 112V113H4ZM8 112V110L6 111V113ZM29 112L31 113V110H29ZM39 112H42V111H40L39 110ZM45 113V114H48V113ZM11 113V115H12V112H10ZM26 113V112H25ZM25 113H23V114H25ZM93 113V112H92ZM157 113V112H156ZM160 113H162V112H160ZM182 113L183 112H181V114H180V112L178 113V114H180V115H182ZM5 114V113H4ZM19 114V115H20ZM22 114V115H23ZM44 114V113H43ZM50 114V113H49ZM48 114V115H49ZM53 114V113H52ZM52 114H50V115H52ZM1 115H2V113H1ZM7 115H8V117H7ZM7 115H6V117H4V116H2V117H4L5 119L6 118H8V119H6V120H10V119H13L12 120V122L14 121V119L15 120H17V121H19V122H21L18 118H19V116H17V114H16V116L14 117V115L13 116H11V118H9V112L7 113ZM21 115V117L22 118H24V116L26 117V114L24 115V116H22ZM49 115V116H50ZM64 115H66V114H64ZM55 116V115H54ZM14 117V118H13ZM16 117H18V118H16ZM21 117H20V119H21ZM43 117V116H42ZM41 117V118H42ZM52 117H53V115H52ZM62 117H63V114H62ZM61 117V118H62ZM39 118V117H38ZM37 118V119H38ZM41 118H40V120L38 119V121H41ZM43 118H45V117H43ZM47 118V120H49V117L47 116L46 117ZM58 118V117H57ZM29 119V118H28ZM27 119V120H28ZM52 118L50 117V120H51ZM193 119V118H192ZM22 120V119H21ZM24 120H26V119H24ZM24 120H22L23 122H24ZM43 120V119H42ZM56 120V119H55ZM60 120V119H59ZM64 120V119H63ZM66 120H67V118H66ZM0 175L3 177V176H11V177H13V179L15 178V177H17V178H19L20 177V179L18 180L17 179V181H20L21 180V177L23 176V174H25L26 173V168H23L24 170H26V171H24L23 169H22V167H23V164H20V163H22L20 160H21V158H20V163L19 162H17V159H16V156H15V154L17 155L19 152V155L22 153H24L23 155H25V154H29V153H27V152H23V151H29L30 152V156H28V157H32V158H34V159H36L35 161H38L39 162V160L38 159H40V157L36 154V152H38V151H36V149H38V148H34V149H32L31 147H30V145L31 144H29L28 142V140L29 139H32L33 140V138L35 137V135H34V137L32 138H30V134L32 133V135H33V133L34 134H36L35 132H30V134H28V133H21L22 135H29L28 137H27V139L26 140H24V138H23V142L25 141V142H27V143H25L24 142V144H29V147L31 148V151H30V149H29V147H27L26 145L25 146H23V144H21V143H23L22 141H21V143L19 144V143H17V144H12L13 142H15V140H13L12 139V147L14 148V149H16V150H18V151H15L14 149V152H15V154H14V152H12L13 150H12V148L11 149H8L7 148V146L5 147V145H6V143L7 142H9L10 140L8 139V135H9V132L8 133H6V128L8 129V126H7V121H2L1 120V118H0ZM17 121H15V122H17ZM192 121V120H191ZM27 122H29V121H27ZM33 122H35L34 120H33ZM33 122L31 123V122H29L28 124L30 125V123H31V125L30 126H34V127H32V128H36L35 126L38 124L39 126H43L42 124L40 125L38 122H36L35 123V125H32L33 124ZM43 121H41L40 123H42ZM44 122H46V121H44ZM43 122V123H44ZM76 122V121H75ZM46 123H48V122H46ZM45 123V124H46ZM59 123V122H58ZM83 123V122H82ZM103 123V122H102ZM193 123V122H192ZM11 124V123H10ZM25 124V123H24ZM27 124V123H26ZM27 124V125H28ZM91 124V123H90ZM106 124V123H105ZM196 124V123H195ZM194 124V126H196ZM197 124H199V123H197ZM13 125V124H12ZM65 125H66V123H65ZM76 125V124H75ZM99 125V124H98ZM101 125V124H100ZM193 125V124H192ZM45 126V125H44ZM78 126V125H77ZM88 126V125H87ZM12 127H14V126H12ZM38 127V126H37ZM45 127H48V124L45 126ZM65 127V126H64ZM90 127V126H89ZM93 127V126H92ZM102 127V126H101ZM202 127V126H201ZM10 128H11V126H10ZM39 129H41L42 127H38ZM51 128V127H50ZM103 128V127H102ZM195 129H197L196 127H194ZM200 128V127H199ZM203 128V127H202ZM14 129H15V127H14ZM19 129H21V128H19ZM19 129H17V131H19ZM23 129V130H22ZM21 129V132H23L24 131V128H22ZM49 129V128H48ZM48 129H46V130H48ZM58 129L59 128H57L56 130H57V132H58ZM66 129V128H65ZM77 129V128H76ZM10 130H13L12 128L10 129ZM26 130V129H25ZM36 130H37V128H36ZM60 130V129H59ZM91 130H93V129H91ZM205 130V129H204ZM28 131V130H27ZM27 131H24V132H27ZM89 131V130H88ZM95 131H96V129H95ZM14 132V134L15 135H17V134H19L20 135V133H17L16 132V129H15V131L13 130L10 134H12ZM17 134H16V133ZM49 132V131H48ZM51 132H53L52 131V129H51ZM77 132V131H76ZM93 132V131H92ZM91 132V133H92ZM50 133V132H49ZM54 133V132H53ZM52 133V134H53ZM56 133V132H55ZM54 133V134H55ZM60 133H61V131H60ZM59 133V134H60ZM73 133V132H72ZM88 133V132H87ZM189 133V132H188ZM192 133V132H191ZM14 134L11 136L12 138L14 137ZM38 134V133H37ZM40 134V133H39ZM43 134V133H42ZM47 134V133H46ZM51 134V135H52ZM68 134H69V132H68ZM79 135H80V133H78ZM48 135V134H47ZM51 135H50V137H51ZM61 135V134H60ZM60 135H59V137H60ZM91 135H94V134H91ZM98 135V134H97ZM45 135L43 134V137H44ZM53 136H55V135H53ZM52 136V137H53ZM76 136V135H75ZM75 136H73L74 137V139H75ZM95 136V135H94ZM100 136V135H99ZM18 137V136H17ZM37 137V136H36ZM41 137V135H39V137L38 138H40ZM46 137V136H45ZM44 137V138H45ZM57 137V136H56ZM58 137V138H59ZM70 137H72V135L70 136ZM102 137V136H101ZM22 137H18V139H21ZM29 138V139H28ZM47 138V137H46ZM107 138V137H106ZM7 139L9 140V141H7ZM15 139V138H14ZM17 139V138H16ZM17 139V140H18ZM37 139V138H36ZM48 139V138H47ZM47 139H45V140H47ZM56 139V138H55ZM61 139V138H60ZM66 139V138H65ZM79 139V138H78ZM78 139H76V141L78 140ZM214 139V138H213ZM38 140H41V139H37V141ZM45 140L44 141H42L41 140V143L43 142H45ZM51 140V139H50ZM66 140H69L68 138L66 139ZM64 141L65 143L67 142V141ZM73 140V139H72ZM91 140V139H90ZM110 140V139H109ZM37 141L35 140V138H34V145H35V143L37 144ZM58 141H59V139H58ZM105 141V140H104ZM11 142V141H10ZM10 142H9V145H10ZM17 142V141H16ZM18 142H20L19 140H18ZM30 142H31V140H30ZM38 142H40V141H38ZM48 142H49V139H48ZM47 142V143H48ZM71 142V141H70ZM69 141H68V143H70ZM73 142V141H72ZM72 142L70 143L71 144V146H72ZM214 142V141H213ZM32 143V142H31ZM53 143V142H52ZM51 143V144H52ZM56 143V142H55ZM55 143L53 144V145H55ZM91 143V142H90ZM114 143H116V142H114ZM45 144V143H44ZM59 144H61V143H59ZM15 145L16 146H18L19 145V147H16L15 148ZM20 145H22L24 148L26 147L27 148V150H25L22 146H20ZM38 145H41V144H38ZM43 145V144H42ZM50 145V144H49ZM48 145V146H49ZM79 145V144H78ZM1 146H2V148H1ZM31 146H33V145H31ZM36 147H39V146H37V145H35ZM35 146H33V147H35ZM58 145H56V146H51V147H57ZM62 146V145H61ZM119 145H117V147H118ZM4 147L5 148H7L8 150H10V152H11V155H10V152H9V155H8V153H7V155H5L6 154V152L8 151H4ZM22 147V149H20V151H19V149L18 148H21ZM50 147V148H51ZM59 147V146H58ZM122 147V146H121ZM217 147V146H216ZM10 148V147H9ZM49 148V149H50ZM64 148H65V146H64ZM69 148V147H68ZM98 148V147H97ZM4 151V153H2L3 151ZM24 149V150H23ZM29 149V150H28ZM47 149V148H46ZM58 148H56L55 150L56 151H58L57 150ZM62 149V148H61ZM71 149V148H70ZM105 149V148H104ZM117 149V148H116ZM116 149H115V151H116ZM119 149V148H118ZM12 150V151H11ZM22 150V151H21ZM54 150V149H53ZM55 150H54V153H56L55 152ZM67 150V149H66ZM92 150V149H91ZM2 151V152H1ZM35 151V153H34V157L31 155V152L33 153ZM41 151V150H40ZM45 151H47V152H49V153H51V152H53V151H48V149L47 150H45ZM45 151H41V152H45ZM62 151H64V150H62ZM69 151H71V150H69ZM127 151V150H126ZM16 152H18V153H16ZM61 152V151H60ZM85 152H86V149H85ZM95 152V151H94ZM14 154V156L15 157H12L13 156V154ZM48 153V154H49ZM59 153V151L56 153V154H58ZM64 153V152H63ZM62 153V154H63ZM69 153V152H68ZM79 153V152H78ZM104 153V152H103ZM124 153V152H123ZM35 154H36V156H38V159H37V157L35 158ZM44 154V153H43ZM45 154H46V152H45ZM65 154V153H64ZM63 154V155H64ZM94 154V153H93ZM116 155H118L117 153H115ZM122 154V153H121ZM125 154V153H124ZM18 155V156H19ZM143 155V154H142ZM226 155V154H225ZM22 156V155H21ZM26 156V155H25ZM25 156H23L24 158H25ZM44 156V155H43ZM46 156H48V155H46ZM49 156H51V157H53L52 156V153L51 154H49ZM57 156V155H56ZM112 156V155H111ZM119 156V155H118ZM124 156V155H123ZM127 156V155H126ZM146 156H147V154H146ZM229 156H228V158H229ZM20 157V156H19ZM22 157V159H24ZM50 157V158H51ZM54 157H55V154H54ZM59 157V156H58ZM57 157V159H59ZM61 157L62 156H60V159H61ZM93 157H95V156H93ZM117 157V156H116ZM227 157V156H226ZM13 158H15V159H13ZM46 158H48V157H46ZM46 158H44L45 160H46ZM49 158V159H50ZM123 158V157H122ZM27 159H29V158H27ZM26 159V162H28L29 160H27ZM34 159H32V160H34ZM48 159V160H49ZM56 159V158H55ZM57 159H56V161H57ZM103 159V158H102ZM230 159V158H229ZM25 160V159H24ZM44 160V161H45ZM53 161H54V158L52 159ZM51 160V161H52ZM66 160V159H65ZM72 160V159H71ZM117 160V159H116ZM232 160V159H231ZM230 160V161H231ZM263 160V161H262ZM40 161H42L41 159H40ZM44 161H42V162H44ZM47 161V160H46ZM45 161V162H46ZM51 161H49V163L51 162ZM52 161V163H54L55 164V161L53 162ZM59 161V160H58ZM62 161V163H64L63 162V158H62V160H60L59 162H61ZM67 161V160H66ZM94 161V160H93ZM239 161V162H240ZM25 162V161H24ZM23 162V163H24ZM42 162H41V164H42ZM104 162V161H103ZM163 162V161H162ZM242 162V163H243ZM20 165H19V164ZM34 164L33 162H31L30 161V163H28V164ZM47 164H49L48 162H46ZM52 163H50L49 165H51V166H53L52 165ZM56 163H58V162H56ZM61 163V164H62ZM91 163V162H90ZM97 162H95V164H96ZM114 163V162H113ZM165 163V162H164ZM27 163L25 164L24 163V165H26L25 167H27V165H28ZM40 164V165H41ZM47 164H45V163H43L42 165H41V167H40V165L39 164H36V162H35V164H34V167H33V165H31V167H33L34 168V170H35V168H36V170H37V167H36V165H38L40 168H39V171H41L42 170V167L44 166L45 167V165H46V168L45 169H43V170H47ZM103 164V163H102ZM259 164V165H260ZM77 165V164H76ZM86 165V164H85ZM91 165V164H90ZM101 165V164H100ZM104 165V164H103ZM108 165V164H107ZM113 165V164H112ZM21 166V167H20ZM51 166H48V167H51ZM58 165L56 164V167H57ZM65 166V165H64ZM67 166V165H66ZM65 166V167H66ZM72 166V165H71ZM70 166V167H71ZM74 166V165H73ZM89 166V165H88ZM88 166H87V168H88ZM95 166H97V165H95ZM185 166V165H184ZM250 166V165H249ZM20 167V168H19ZM30 167V168H31ZM55 167V168H56ZM60 167V166H59ZM63 167V166H62ZM102 167V166H101ZM161 167V166H160ZM186 167V166H185ZM254 167V166H253ZM54 168V166H53V169H55ZM61 168V167H60ZM60 168H58L57 167V170L59 171V169ZM69 168V167H68ZM263 167H261V169H262ZM22 169V170H21ZM28 169V168H27ZM52 169V168H51ZM51 169L49 168L48 170H49V173H50V175L47 173V175L50 177V178H54L53 177V175H51L52 173L51 172H53V171H51ZM52 169V170H53ZM71 169V168H70ZM174 169V168H173ZM187 169V168H186ZM264 169V168H263ZM33 170V169H32ZM33 170V171H34ZM42 170V171H43ZM48 170H47V172H48ZM56 170V171H57ZM63 170V169H62ZM118 170V169H117ZM120 170V169H119ZM122 170V169H121ZM28 171H29V169H28ZM27 171V172H28ZM30 171H31V169H30ZM41 171V172H42ZM60 171H61V169H60ZM60 171L58 172V174L60 173ZM173 171V170H172ZM264 171V170H263ZM22 172H25V173H23L22 174ZM36 172H38V171H36ZM35 172V173H36ZM65 172V171H64ZM74 172V171H73ZM163 172V171H162ZM40 173V172H39ZM43 173H44V171H43ZM41 173V175H44V174H46V173ZM54 174L56 173V172H53ZM76 173H77V171H76ZM30 174V173H29ZM33 174V172L31 171V175ZM71 174H75V173H72L71 172ZM178 174H179V172H178ZM186 174V173H185ZM26 175V174H25ZM24 175V176H25ZM27 175H28V173H27ZM35 175H37V177H35ZM83 175V174H82ZM96 175V174H95ZM38 173L37 174H34V177H33V175H32V177L33 178H36L35 180H37V178H38ZM52 176V177H51ZM57 176H59L58 177V179L60 178V176L61 175H57ZM56 176V177H57ZM64 176H65V173H64ZM89 176V175H88ZM178 176V175H177ZM2 177H0V178H2ZM25 177H27V176H25ZM31 177V176H30ZM28 178V180L29 181H27L26 183L27 184H25V185H28V187H27V191H30L29 190V188H31V187H33V185H35L36 184V182H35V184H34V179H32V178ZM41 177H43V176H41ZM45 177H46V175H45ZM62 177V176H61ZM66 177V176H65ZM90 177V176H89ZM97 177V176H96ZM120 177V176H119ZM118 177V178H119ZM127 177H129L128 175H127ZM23 178V177H22ZM48 178V177H47ZM68 178H70V177H68ZM73 178V176L71 177V179ZM75 178V177H74ZM95 178V177H94ZM94 178H92V179H94ZM121 178V177H120ZM123 178V177H122ZM4 179V178H3ZM3 179H2V181H3ZM16 179V178H15ZM14 179V180H15ZM25 179V178H24ZM30 179H32V181H30ZM43 180H44V178H42ZM42 179H41V182L43 183V181H42ZM57 178H55L54 180L52 179V184L54 185V181L56 180ZM62 179V178H61ZM61 179H60V181H61ZM67 179V178H66ZM65 179V180H66ZM71 179H68L69 181L71 180ZM83 179V178H82ZM87 179V178H86ZM109 179V178H108ZM128 179V178H127ZM258 179V178H257ZM39 180V179H38ZM45 180H47L46 178H45ZM67 180V181H68ZM78 180V179H77ZM124 180V179H123ZM122 180V181H123ZM130 180V179H129ZM149 180H151V179H149ZM174 180V179H173ZM180 180V179H179ZM261 180H263V179H261ZM261 180H259V181H261ZM10 181H11V179H10ZM16 181V180H15ZM22 181V183L23 182H25L26 181V179H25V181H23V180H21ZM75 181H76V179H75ZM80 181V180H79ZM108 181V180H107ZM0 182H1V179H0ZM5 182V181H4ZM3 182V183H4ZM14 182V181H13ZM12 182V183H13ZM29 182H32V183H29ZM47 182L48 181H46L45 182V184H47ZM57 182V181H56ZM77 182V181H76ZM76 182H74V183H76ZM154 182H156V181H154ZM11 183V182H10ZM15 183H20L21 184V182H15ZM39 183V182H38ZM42 183H39V185L38 184H36L35 186H34V188L36 187V186H39V188H38V190L40 189V191H41V189H42V185H41V188H40V184H42ZM66 182H64V184H65ZM73 183V182H72ZM188 183V182H187ZM1 184V183H0ZM6 184V183H5ZM14 184V183H13ZM31 184H33L32 186H30ZM44 184V185H45ZM63 184V183H62ZM61 184V185H62ZM77 184V183H76ZM110 184V183H109ZM124 184V183H123ZM130 184V183H129ZM129 184H128V186H129ZM262 184V183H261ZM264 184V183H263ZM4 185V184H3ZM2 185V186H3ZM9 185V184H8ZM17 186H18V184H16ZM47 185H49V183L47 184ZM51 185V184H50ZM49 185V186H50ZM55 185H57V183L55 184ZM72 185V184H71ZM74 185V184H73ZM72 185V186H73ZM79 185V184H78ZM87 185V184H86ZM99 185V184H98ZM179 185V184H178ZM5 186V188H7L6 187V185H4ZM11 186H13V185H11ZM11 186H8V188L10 187V188H12ZM22 186V185H21ZM24 186V185H23ZM111 186V185H110ZM256 186V185H255ZM254 186V187H255ZM258 186V185H257ZM16 187V186H15ZM47 187V186H46ZM58 187V186H57ZM64 188H67V187H65V186H63ZM82 187H83V185H82ZM130 187V186H129ZM185 187V186H184ZM250 187V186H249ZM253 187V186H252ZM2 187H0V189H1ZM4 188V189H5ZM9 188V189H10ZM23 188V187H22ZM37 188V187H36ZM72 188V187H71ZM166 188V187H165ZM260 188V187H259ZM44 190H46V188H43ZM53 189H54V187H53ZM63 189V188H62ZM86 189V188H85ZM249 189V188H248ZM2 190V191H1ZM0 190V195H2V194H4L5 192L3 191V188ZM6 190V189H5ZM20 190V189H19ZM23 191H24V189H22ZM21 190V191H22ZM44 190H42L43 192L42 193H45V191ZM52 190V189H51ZM80 190V189H79ZM36 191V190H35ZM61 191V190H60ZM66 191V190H65ZM64 190H62V192H65ZM71 191V190H70ZM76 191V190H75ZM81 191V190H80ZM113 191V190H112ZM193 191V190H192ZM252 191V190H251ZM1 192H4V193H2L1 194ZM15 192V191H14ZM26 192V191H25ZM47 192V191H46ZM68 192V191H67ZM73 192V191H72ZM85 192V191H84ZM158 192V191H157ZM11 193V192H10ZM27 193V192H26ZM26 193H24L23 192V200L25 199L24 197H25V194ZM30 193H31V191H30ZM60 193V192H59ZM251 193V192H250ZM12 194V193H11ZM15 194H16V192H15ZM18 194V193H17ZM20 194H21V192H20ZM20 194H18V195H20ZM36 194H40V192L39 193H37L36 192ZM68 194V193H67ZM67 194H66V196H67ZM74 194H76V193H74ZM73 194V195H74ZM77 194H78V191H77ZM80 194V193H79ZM84 194V193H83ZM90 194V193H89ZM159 194H162V192L160 193V191H159V193H158V196H159ZM10 195V194H9ZM9 195L8 194H6L5 196H0V198L1 197H4L3 199H5V197L7 198V197H9ZM13 195V197L15 198V197H17L16 195H14V194H12ZM22 195V194H21ZM20 195V196H21ZM26 195H29V193H27ZM31 196H32V193L30 194ZM35 195V194H34ZM41 195V194H40ZM39 195V196H40ZM47 195V194H46ZM61 195V194H60ZM59 195V196H60ZM72 195V196H73ZM81 195V194H80ZM172 195H173V193H172ZM30 196V197H31ZM43 196H45V195H43ZM42 196V197H43ZM138 196H140V195H138ZM27 197V196H26ZM29 197V196H28ZM34 197V196H33ZM32 197V199H34ZM36 197H37V195H36ZM35 197V198H36ZM48 195H47V201H48ZM70 197V196H69ZM93 197V196H92ZM124 197V196H123ZM162 197V196H161ZM20 198V197H19ZM41 198V197H40ZM45 198V197H44ZM51 198V197H50ZM64 198V197H63ZM68 198V197H67ZM66 198V199H67ZM78 198H79V195H78ZM157 199H158V197H156ZM155 198V199H156ZM159 198H160V196H159ZM2 199V198H1ZM0 199V200H1ZM2 199V200H3ZM8 199V198H7ZM12 200H13V198H11ZM11 199H8V201L9 200H11ZM32 199H27L28 200V202H29V200H31L32 202L34 201V200H32ZM42 199V198H41ZM41 199H39V200H41ZM46 199V198H45ZM76 199V198H75ZM74 199V201H77V200H75ZM86 199V198H85ZM94 199V198H93ZM133 199V198H132ZM175 199V198H174ZM1 200V201H2ZM15 200V199H14ZM26 200V199H25ZM70 200H72V197H70ZM130 200V199H129ZM144 200H145V197H144ZM150 200V199H149ZM5 201V200H4ZM7 201V200H6ZM41 201H43V200H41ZM46 200H45V203L43 204L44 205V207H46V202H47ZM66 201V200H65ZM96 201V200H95ZM166 201V200H165ZM164 201V202H165ZM14 202V201H13ZM20 202V201H19ZM27 202V203H28ZM32 202H30V204L32 203ZM44 202V201H43ZM51 202V201H50ZM72 202V201H71ZM97 202V201H96ZM115 202V201H114ZM159 202V201H158ZM12 202L11 201H9V203H6L5 202V204H11ZM25 203H26V201H25ZM42 203V202H41ZM40 203V204H41ZM49 203V202H48ZM54 203V202H53ZM52 202L50 203V204H53ZM64 203V202H63ZM132 203H134V202H132ZM146 203H148V202H146ZM175 203V202H174ZM0 204H1V202H0ZM4 203H3V206L5 205ZM16 204H17V202H16ZM19 205H26V204H24V201L21 203H18ZM30 204H27V208H30ZM37 204H39V203H37ZM59 204H60V202H59ZM75 205L76 203H72L71 205ZM116 204V203H115ZM138 204V203H137ZM162 204V203H161ZM13 205H15V204H13ZM12 204H11V206H13ZM18 205V206H19ZM29 205V206H28ZM35 205V204H34ZM33 205V206H34ZM60 205H62V204H60ZM81 205V204H80ZM108 205V204H107ZM106 205V206H107ZM166 205V204H165ZM5 206H6V208H5ZM4 206V208H5V210L6 209H8L9 210V206L7 207V205H5ZM10 206V207H11ZM16 206V205H15ZM18 206H16V207H18ZM47 206H49L48 204H47ZM53 206V205H52ZM64 206V205H63ZM76 206V205H75ZM79 206V205H78ZM83 206V205H82ZM124 206V205H123ZM126 206V205H125ZM134 206V205H133ZM147 206H148V204H147ZM25 207V208H26ZM38 207H39V205H38ZM55 207H56V205H55ZM167 207V206H166ZM1 208V207H0ZM13 208V209H12ZM19 208H20V206H19ZM21 208H23V207H21ZM25 208H23L22 209V211L21 212H23V210L25 209ZM31 208H33L32 210L34 211V207H32V205H31ZM60 208V207H59ZM63 208V207H62ZM78 208V207H77ZM80 208H81V206H80ZM79 208V209H80ZM95 208V207H94ZM147 208V207H146ZM149 208H150V206H149ZM14 209H15V207H11V210H13V213L15 212L14 211ZM18 209V208H17ZM16 209V210H17ZM36 209V208H35ZM46 209H48V208H46ZM45 209V210H46ZM53 209H58V208H54L53 207ZM63 209H65V207L63 208ZM102 209V208H101ZM144 209V208H143ZM163 209V208H162ZM166 209V208H165ZM178 209V208H177ZM29 211L31 210V209H28ZM27 210V211H28ZM66 210V209H65ZM149 210V209H148ZM152 210V209H151ZM3 212H4V210H2ZM27 211H25L26 212V214L28 213ZM37 211V210H36ZM50 211H52V209L50 210ZM57 211V210H56ZM59 211V210H58ZM64 211V210H63ZM67 211V210H66ZM70 211L71 210H69V211H67V212H69V214H70ZM75 211H77V210H75ZM81 211V210H80ZM91 211V210H90ZM100 211V210H99ZM126 211H128V210H126ZM130 211V210H129ZM134 211H135V209H134ZM10 212H12V211H10ZM9 212V213H10ZM18 212V214L19 213H21V212H19V211H17ZM24 212V213H25ZM42 213L41 211H38V213ZM44 212V211H43ZM46 212H47V210H46ZM62 212V211H61ZM60 212V213H61ZM66 212V213H67ZM141 212V211H140ZM143 212V211H142ZM149 212V211H148ZM163 212V211H162ZM161 212V213H162ZM21 214V215H25V216H30V214H31V212H29V214L28 215H26V214ZM38 213H37V217H39L38 216ZM52 213H53V211H52ZM55 213V212H54ZM94 213V212H93ZM99 213V212H98ZM109 213V212H108ZM127 213V212H126ZM129 213V212H128ZM136 213V212H135ZM160 213V212H159ZM1 214V213H0ZM3 214H5V215H7L8 214V212H7V214H6V212H4ZM12 214V213H11ZM10 214V215H11ZM15 214H17V213H15ZM14 214V215H15ZM34 214H36V213H34ZM47 214H49V213H47ZM56 214V213H55ZM59 213H57V215H58ZM63 215H64V213H62ZM74 214H75V212H74ZM77 214V213H76ZM79 214V213H78ZM81 214H82V212H81ZM114 214V213H113ZM137 214V213H136ZM32 215H33V212H32ZM31 215V216H32ZM40 215V214H39ZM54 215V214H53ZM56 215V216H57ZM68 215V214H67ZM67 215H64L65 217H66V219L67 218H69V217H67ZM83 215V214H82ZM85 215V214H84ZM107 215V214H106ZM8 216V215H7ZM13 216V215H12ZM19 217H20V214L18 215ZM45 216V215H44ZM50 216V215H49ZM48 216V217H49ZM61 216V215H60ZM64 216H61V218L63 219V217ZM86 216V215H85ZM113 216V215H112ZM117 216V215H116ZM121 216V215H120ZM163 216V215H162ZM168 216V215H167ZM174 216V215H173ZM28 217H27V219H28ZM41 217V216H40ZM53 217H55V216H53ZM72 217H74V216H72ZM118 217V216H117ZM129 217V216H128ZM145 217V216H144ZM160 217V216H159ZM21 218H23V217H21ZM26 217H24V219H25ZM33 218V217H32ZM56 218H58V217H55L54 219H53V221H52V218H51V221H52V223L54 222H56ZM86 218V217H85ZM88 218V217H87ZM127 218V217H126ZM130 218V217H129ZM140 218V217H139ZM156 218V217H155ZM23 219V221H26V219L24 220ZM31 219V218H30ZM41 219H42V217H41ZM46 219V218H45ZM49 219H50V217H49ZM65 219V218H64ZM64 219L63 220H61L62 221V223H61V221H58V224H56V225H59V222L61 223V228L62 227H64ZM65 219V220H66ZM96 219V218H95ZM164 219V218H163ZM22 219H20V221H21ZM35 220H37V218L35 217ZM35 220H34V222H35ZM38 220H40V219H38ZM55 220V221H54ZM59 220H60V218H59ZM73 220V219H72ZM78 220V219H77ZM117 220V219H116ZM132 220V219H131ZM134 220H138V219H135L134 218ZM145 220V219H144ZM149 220V219H148ZM147 220V221H148ZM15 221V220H14ZM19 221V220H18ZM22 221V222H23ZM28 221H29V219L26 221L27 223H28ZM51 221L49 222H47V224H51ZM68 221H69V219L67 220V221H65V223L67 222L68 223ZM81 221H83V219L81 220ZM100 221V220H99ZM114 221V220H113ZM119 221V220H118ZM121 221V220H120ZM21 222V224H22V226H23V223H24V225L26 226V224H25V222H23L22 223ZM31 222H33V219H32V221ZM28 223V225L29 224H32V223ZM33 222V223H34ZM40 222H41V220H40ZM80 222V221H79ZM85 222V221H84ZM133 222V221H132ZM136 222V221H135ZM139 223H140V220L138 221ZM149 222H151V221H149ZM148 222V223H149ZM16 223V222H15ZM36 223V222H35ZM43 223V222H42ZM45 223H46V221H45ZM45 223H43L44 224V226L46 225ZM54 223H53V226H55V228L54 227H52V231L54 230V233L56 232L55 230L57 229V227H56V225H54ZM70 223V222H69ZM121 223V222H120ZM143 223V222H142ZM203 223V222H202ZM256 223H258V222H256ZM20 224V223H19ZM62 224H63V226H62ZM71 224V223H70ZM69 224V225H70ZM88 224H89V222H88ZM91 224V223H90ZM96 224H98V223H96ZM118 224V223H117ZM141 224V223H140ZM144 224V223H143ZM147 224V223H146ZM36 225H38L37 223H36ZM40 225V224H39ZM99 225H100V223H99ZM155 225V224H154ZM162 225V224H161ZM192 225V224H191ZM201 225V224H200ZM212 225V224H211ZM215 225H217V224H215ZM15 226H18V225H15ZM33 227L31 228V229H33V228H35L34 226L35 225H32ZM44 226H42L41 225V227H44ZM47 226V225H46ZM49 226L50 225H48V228H49ZM59 226V227H60ZM67 226H68V224H66L65 225V227L67 228ZM74 226V225H73ZM91 226V225H90ZM92 226H94V225H92ZM109 226V225H108ZM139 226V225H138ZM145 226V225H144ZM149 226L151 227V224H149ZM149 226H147V227H149ZM193 226V225H192ZM197 226V225H196ZM205 226V225H204ZM219 226V225H218ZM20 227V226H19ZM40 227V226H39ZM40 227V228H41ZM58 227V228H59ZM64 227V228H65ZM96 227V226H95ZM99 228H100V226H98ZM115 227H117V226H115ZM114 227V228H115ZM120 227V226H119ZM135 227V226H134ZM149 227V228H150ZM187 227H189V226H187ZM198 227V226H197ZM206 227H207V225H206ZM208 227H209V225H208ZM207 227V228H208ZM222 227V226H221ZM21 228V227H20ZM27 228H28V226H27ZM38 228V227H37ZM54 228V229H53ZM64 228H62L61 230H64ZM137 228V227H136ZM140 227H138V229H139ZM144 228V227H143ZM154 229H155V227H153ZM166 228V227H165ZM199 228V227H198ZM201 228H202V226H201ZM213 228V227H212ZM211 228V229H212ZM215 228L216 229H219V228H217V227H214L213 228V230L215 231ZM227 227H225L224 229H226ZM30 229V231H32ZM44 229H45V227H44ZM67 229H70V226H69V228H67ZM78 229V228H77ZM93 229V228H92ZM98 229V228H97ZM152 229V228H151ZM150 229V230H151ZM189 229V228H188ZM204 229H205V227H204ZM221 229V228H220ZM220 229H219V231H220ZM223 229V230H224ZM24 230H26V229H24ZM29 230V229H28ZM35 230H37L36 228H35ZM43 230V229H42ZM48 230V229H47ZM46 229H45V231H47ZM81 230V229H80ZM118 230V229H117ZM121 230V229H120ZM141 229H139V231H140ZM146 230V229H145ZM156 230V229H155ZM160 230V229H159ZM203 230V229H202ZM206 230V229H205ZM23 231V230H22ZM40 230H38V232H39ZM49 231H51L50 229H49ZM51 231V232H52ZM59 231H60V229H59ZM98 231V230H97ZM97 231H95L96 233H97ZM128 231V230H127ZM149 231V230H148ZM166 231V230H165ZM208 231V230H207ZM219 231H218V234H219ZM3 232V231H2ZM33 232V231H32ZM86 232V231H85ZM90 232V231H89ZM105 232V231H104ZM122 232V231H121ZM125 232V231H124ZM138 232V231H137ZM141 232V231H140ZM139 232V233H140ZM145 232V231H144ZM156 232V231H155ZM201 232V231H200ZM206 232V231H205ZM211 232H213L212 230H211ZM217 232V231H216ZM216 232H213V233H216ZM224 232V231H223ZM6 233V232H5ZM24 233V232H23ZM30 233V232H29ZM53 232L52 233H50L49 234V236L50 235H55ZM57 233H59L60 234V232H57ZM84 233V232H83ZM202 233V232H201ZM209 233H210V230H209ZM225 233V232H224ZM19 234H21V231H20V233ZM18 234V235H19ZM32 234H35V233H32ZM45 234V233H44ZM46 234H47V232H46ZM65 234V233H64ZM90 234V233H89ZM92 234V233H91ZM99 234V233H98ZM119 234H120V231H119ZM143 234V233H142ZM206 235H207V233H205ZM217 234V233H216ZM223 234V233H222ZM0 235H2V234H0ZM5 234L3 233V236H4ZM17 235V234H16ZM16 236V237H21V236ZM29 235V234H28ZM66 235V234H65ZM80 235V234H79ZM86 235V234H85ZM136 235V234H135ZM146 235V234H145ZM171 235V234H170ZM198 235V234H197ZM205 235V236H206ZM210 235H211V233H210ZM2 236V237H3ZM48 236V237H49ZM57 236V235H56ZM74 236V235H73ZM90 236V235H89ZM93 236V235H92ZM126 236V235H125ZM130 236V235H129ZM148 236V235H147ZM212 236H214V235H212ZM222 236V235H221ZM2 237H1V239H2ZM5 237V236H4ZM33 238L32 239H34V236H32ZM36 237V236H35ZM43 237V236H42ZM76 237V236H75ZM78 237V236H77ZM83 237V236H82ZM137 237H139L138 235H137ZM199 237H200V234H199ZM202 237V236H201ZM28 238H29V236H28ZM51 238V237H50ZM53 238V237H52ZM81 238V237H80ZM114 238H115V236H114ZM121 238V237H120ZM133 238V237H132ZM131 238V239H132ZM148 238H150V237H148ZM152 238H153V236H152ZM170 238V237H169ZM214 238V237H213ZM20 239V238H19ZM42 239V238H41ZM47 239V238H46ZM78 239V238H77ZM87 239V238H86ZM92 239V238H91ZM130 239V240H131ZM137 239V238H136ZM156 239V238H155ZM159 239V238H158ZM168 239V238H167ZM197 239V238H196ZM204 239V238H203ZM208 239V238H207ZM216 239V238H215ZM16 240H18V239H16ZM21 240H22V242H23V239H22V237H21ZM36 240V239H35ZM40 240V239H39ZM43 240V239H42ZM49 240V239H48ZM54 240V239H53ZM56 241H58L57 239H55ZM83 240V239H82ZM124 240V239H123ZM134 240V239H133ZM151 240V239H150ZM213 240V239H212ZM218 240V239H217ZM19 241V240H18ZM34 241V240H33ZM93 241V240H92ZM92 241H90V242H92ZM102 241V240H101ZM104 241H106V240H104ZM109 241V240H108ZM120 241V240H119ZM153 241V240H152ZM213 241H215V240H213ZM212 241V242H213ZM20 242V241H19ZM28 242V241H27ZM29 242H30V240H29ZM32 242V241H31ZM30 242V243H31ZM52 242V241H51ZM73 242H75V241H73ZM80 242V241H79ZM84 242V241H83ZM87 242H89V241H87ZM103 242V241H102ZM101 242V243H102ZM112 242V241H111ZM205 242V241H204ZM38 243V242H37ZM36 243V244H37ZM45 243V242H44ZM58 243V242H57ZM56 243V244H57ZM61 243V242H60ZM109 243V242H108ZM153 243V242H152ZM214 243H216V241L215 242H213V244ZM35 243H34V245H36ZM39 244V243H38ZM37 244V245H38ZM43 244V243H42ZM55 244V243H54ZM87 244V243H86ZM97 244V243H96ZM122 244V243H121ZM130 244V243H129ZM148 244V243H147ZM158 244V243H157ZM162 244V243H161ZM167 244V243H166ZM85 245V244H84ZM91 245V244H90ZM92 245H93V243H92ZM150 245H153V244H150ZM226 245V244H225ZM51 246H53V245H51ZM65 246H66V244H65ZM102 246V245H101ZM110 246V245H109ZM115 246V245H114ZM122 246V245H121ZM154 246V245H153ZM179 246V245H178ZM218 246H221V244L219 243V245ZM228 246V245H227ZM38 247V246H37ZM56 247V246H55ZM92 247V246H91ZM107 247V246H106ZM120 247V246H119ZM127 247V246H126ZM135 247V246H134ZM145 247H147V246H145ZM155 247V246H154ZM51 248V247H50ZM78 248H80V247H78ZM84 248V247H83ZM103 248V247H102ZM113 248V247H112ZM125 248V247H124ZM128 248V247H127ZM130 248V247H129ZM128 248V249H129ZM158 248V247H157ZM164 248V247H163ZM162 248V249H163ZM219 250L221 249L220 247H217ZM225 248V247H224ZM229 248V247H228ZM26 249V248H25ZM54 249V248H53ZM62 249H66V248H64V246H62ZM81 249V248H80ZM89 249V248H88ZM107 249V248H106ZM120 249V248H119ZM137 249V248H136ZM155 250L154 251H157L156 250V247L154 248ZM161 249V250H162ZM216 249V248H215ZM217 249V250H218ZM226 249V248H225ZM37 250H39V249H37ZM61 250V249H60ZM109 250V249H108ZM113 250V249H112ZM138 250V249H137ZM177 250V249H176ZM66 251V250H65ZM65 251H63L62 250V252H60V253H64ZM67 251H68V249H67ZM78 251V250H77ZM104 251V250H103ZM116 251V250H115ZM128 251V250H127ZM214 251V250H213ZM224 251V249L222 250V252ZM226 251V250H225ZM224 251V252H225ZM230 251V250H229ZM23 252V251H22ZM26 252V251H25ZM25 252L23 253V257L25 256L26 257V254H25ZM59 252V251H58ZM112 252V251H111ZM114 252V251H113ZM125 252H126V250H125ZM167 252V251H166ZM182 252V251H181ZM219 252V251H218ZM19 253H21V251L19 252ZM27 253V257H28V255H29V252H26ZM59 253V256L61 255ZM106 253H107V251H106ZM110 253V252H109ZM116 253V252H115ZM156 253V252H155ZM180 253V252H179ZM200 253V252H199ZM214 253H215V251H214ZM226 253V252H225ZM234 253V252H233ZM25 254V255H24ZM32 254V253H31ZM30 254V256H31V258L30 259H32V255ZM74 254V253H73ZM104 254V253H103ZM159 254V253H158ZM161 254H163V253H161ZM185 254V253H184ZM213 254V253H212ZM220 254V253H219ZM219 254H217L216 253V255H219ZM224 254V253H223ZM34 255V254H33ZM49 255H51V253L49 254ZM95 255V254H94ZM131 255V254H130ZM139 255V254H138ZM141 255V254H140ZM151 255V254H150ZM160 255V254H159ZM158 255V256H159ZM189 255H190V253H189ZM209 255H211V254H209ZM215 255V257H217ZM227 255V254H226ZM232 255V254H231ZM22 256V255H21ZM47 256V255H46ZM59 256H57V257H59ZM61 256H63V255H61ZM67 256V255H66ZM71 257H72V255H70ZM75 256V255H74ZM73 256V257H74ZM79 256V255H78ZM81 256H83V254L81 255ZM80 256V257H81ZM88 256V255H87ZM93 256V255H92ZM166 256H167V254H166ZM214 256V255H213ZM24 257V258H25ZM41 257V256H40ZM137 257V256H136ZM146 257V256H145ZM161 257V256H160ZM188 257V256H187ZM230 257V256H229ZM36 258H37V255H36ZM45 258V257H44ZM43 258V259H44ZM50 258V257H49ZM48 258V259H49ZM85 258V257H84ZM83 258V259H84ZM122 258V257H121ZM162 258V257H161ZM184 258V257H183ZM211 258V257H210ZM221 258L223 259L224 257H222L221 256ZM220 258V259H221ZM28 259V258H27ZM27 259H26V261H27ZM33 259H35L34 257H33ZM38 259V258H37ZM41 259V258H40ZM70 259V258H69ZM72 259H74V258H72ZM78 259V258H77ZM139 259V258H138ZM181 259H182V257H181ZM50 260V259H49ZM96 260H98V259H96ZM115 260V259H114ZM113 260V261H114ZM130 260V259H129ZM153 260V259H152ZM151 260V261H152ZM210 260V259H209ZM32 261H34V260H32ZM87 261V260H86ZM85 261V262H86ZM93 261H94V259H93ZM123 262V261H122ZM127 262H128V260H127ZM144 262V261H143ZM146 263H147V261H145ZM174 262V261H173ZM173 262L171 261V263L173 264ZM193 262V261H192ZM38 263H40V262H37V264ZM46 263V262H45ZM53 262H51V264H52ZM76 263V262H75ZM81 263V262H80ZM83 263V262H82ZM94 263V262H93ZM180 263V262H179ZM216 263V262H215ZM220 263H222V262H220ZM42 264H43V262H42ZM47 264V263H46ZM84 264V263H83ZM86 264H88V262H86ZM101 264V263H100ZM149 264V263H148ZM158 264H160V263H158ZM162 264V263H161ZM180 264H182V263H180ZM217 264V263H216Z\"/></svg>",
	"mask_w": 264,
	"mask_h": 264
},
{
	"label": "snow or ice",
	"instance_id": "3",
	"mask_svg": "<svg viewBox=\"0 0 264 264\" xmlns=\"http://www.w3.org/2000/svg\"><path fill=\"white\" fill-rule=\"evenodd\" d=\"M225 71L231 77L238 76L239 65L234 64L231 67H226ZM261 112H260V138L262 156H264V96H261ZM230 106L227 103L223 94L217 95L215 99L209 100L206 116H210L216 111H224ZM199 123V121H197ZM204 125L208 129V133L215 139L217 148L223 153H235L239 150L238 143L235 139L231 138L227 131L223 128H213L208 122L207 118L204 119Z\"/></svg>",
	"mask_w": 264,
	"mask_h": 264
}]
</instances>
